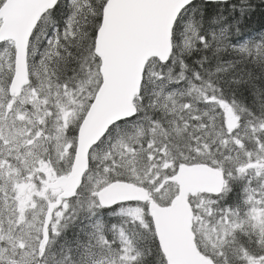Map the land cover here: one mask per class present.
Here are the masks:
<instances>
[{
    "label": "snow or ice",
    "instance_id": "obj_1",
    "mask_svg": "<svg viewBox=\"0 0 264 264\" xmlns=\"http://www.w3.org/2000/svg\"><path fill=\"white\" fill-rule=\"evenodd\" d=\"M0 264H264V0H0Z\"/></svg>",
    "mask_w": 264,
    "mask_h": 264
}]
</instances>
